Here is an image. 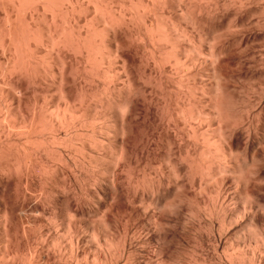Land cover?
<instances>
[{"label":"bare ground","instance_id":"1","mask_svg":"<svg viewBox=\"0 0 264 264\" xmlns=\"http://www.w3.org/2000/svg\"><path fill=\"white\" fill-rule=\"evenodd\" d=\"M0 264H264V0H0Z\"/></svg>","mask_w":264,"mask_h":264}]
</instances>
